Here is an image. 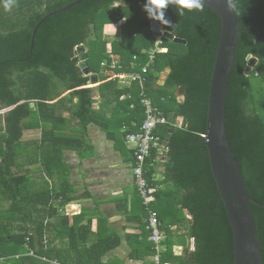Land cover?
Instances as JSON below:
<instances>
[{
  "label": "trees",
  "instance_id": "obj_1",
  "mask_svg": "<svg viewBox=\"0 0 264 264\" xmlns=\"http://www.w3.org/2000/svg\"><path fill=\"white\" fill-rule=\"evenodd\" d=\"M75 1L16 0V6L7 11L5 0H0V264H54L53 260L106 264L103 257L119 241L94 240L89 235L90 222L81 223L75 216L71 223L55 205L60 197L62 203L72 199L64 152L71 149L81 157L89 155L84 151L85 136L92 122L100 123L111 136L117 134L112 128L114 117L119 118L117 126L125 123L138 129L145 119L140 84H122L111 72L141 71L146 65L145 92L168 118L156 134L168 147L164 168L172 181V188L156 187L153 176L161 152L153 148L146 161L153 207L162 219L158 202L169 194L172 225L187 220L183 236L194 239V249L187 244L177 254L172 230V242L171 234L165 240L168 247L162 252V263L234 264L233 230L205 144L220 16L206 4L203 12L185 10L183 16L177 7L169 6L166 18L173 26L161 25L187 40L182 43L152 29L143 11L147 0H85L44 20L31 53L36 26ZM236 12L242 32L227 94L226 123L249 194L259 202L251 206L264 246V0H238ZM114 25L119 26L118 34L105 32ZM80 45L86 48L91 72L101 79L100 110L94 108L91 75L84 74L79 64ZM249 54L258 61L248 75ZM113 59L122 65L120 69L111 67ZM166 69L170 71L161 84ZM180 87L186 92L183 102L176 94ZM105 107L112 108V116L106 115ZM178 116L183 117L181 125L175 123ZM73 120L78 121L76 126L68 127ZM36 128L42 129L41 138L26 140L25 132ZM143 210L144 236L133 242L136 246L132 243L131 257L156 253L144 204ZM261 256L264 264V248Z\"/></svg>",
  "mask_w": 264,
  "mask_h": 264
},
{
  "label": "crops",
  "instance_id": "obj_2",
  "mask_svg": "<svg viewBox=\"0 0 264 264\" xmlns=\"http://www.w3.org/2000/svg\"><path fill=\"white\" fill-rule=\"evenodd\" d=\"M169 71L166 69L165 75H163L164 73L161 75V84H164ZM91 74L94 73L91 72ZM97 75L98 81L96 83L91 81V86L95 88L94 99L96 103L94 108L100 110L103 98L98 89L101 79L99 74ZM121 83L126 84L125 82ZM103 110L108 117L112 116L111 107H105ZM114 118L115 123L112 124V128L116 130V136L109 135L108 131L98 122L88 124L85 136L87 146H85L84 151L89 152V155L86 157H81L75 150H65V159L70 169L68 177L70 187H67V190L72 199L62 203L60 197L56 200L55 205L59 208L60 214L69 216L71 223L74 222L75 216H79L81 223L90 222L92 233L89 235L94 240H108L109 244L119 241V244L103 257L104 263L146 264V261L154 262V255L130 256L133 250L132 243L138 239L141 240L144 236L141 223L146 219L143 210L144 203L134 181V149L126 137L128 132L126 127L130 125L124 123L123 126L119 127L117 126L119 118ZM169 120L171 121L170 118ZM182 122L183 117L180 116L175 120L178 125H181ZM77 123V120H73L68 124V127L76 126ZM36 130H40V135L29 138L27 134ZM41 132V128L30 129L25 132L24 137L26 140L41 138ZM159 151L162 155L163 151ZM159 157L153 176L157 184L156 187L163 190L172 188V181L166 177L164 168L167 155L166 157ZM31 167L35 168L36 165ZM153 193L154 191L152 195ZM168 197L169 194H166V198L163 197L164 199L161 198L158 202L162 212V219H160L162 229L165 233L163 251L168 247L167 242H165L168 234H171L172 242L173 230L175 236L174 250L175 253L180 254L187 244H190L191 249H194V239L189 240L183 236V233L186 232L184 225L187 224L185 222L187 220L172 225V198ZM184 214L191 222L189 212L185 210ZM134 245L136 246V244ZM30 253L33 254V251ZM140 254H144V252L142 251Z\"/></svg>",
  "mask_w": 264,
  "mask_h": 264
},
{
  "label": "water",
  "instance_id": "obj_3",
  "mask_svg": "<svg viewBox=\"0 0 264 264\" xmlns=\"http://www.w3.org/2000/svg\"><path fill=\"white\" fill-rule=\"evenodd\" d=\"M83 1L85 0H76L43 18L33 32L31 53L40 24L49 17L70 9ZM205 4L210 6L220 16L222 21L221 37L217 49L213 77L210 83L208 127L205 135V144L208 148L213 174L225 203L233 230L234 264H263L261 250L264 246L259 240L258 226L251 206L252 202L257 204L259 202L249 194L241 167L231 148L226 123L227 94L242 32L240 18L237 12L228 9L227 0H205ZM151 25L155 32H162L168 39L187 43V40L177 37L172 32L166 30L160 22L151 19ZM77 51L80 57L79 64L84 74L91 75L92 83H96L98 75L91 74V69L87 64L88 55L85 46H78ZM247 60L248 66L245 72L249 75L256 65L258 58L249 54ZM185 93L183 87H180L176 91L179 101H184ZM173 130L174 128L167 135V139L171 138Z\"/></svg>",
  "mask_w": 264,
  "mask_h": 264
},
{
  "label": "built area",
  "instance_id": "obj_4",
  "mask_svg": "<svg viewBox=\"0 0 264 264\" xmlns=\"http://www.w3.org/2000/svg\"><path fill=\"white\" fill-rule=\"evenodd\" d=\"M162 40L159 38L157 48L159 47ZM155 49L151 50L150 58H154ZM103 66L106 65V62L102 63ZM121 64L113 59L111 63L112 68H121ZM148 65L142 68L141 71H122L114 70L111 72V75L114 78H118L121 82L126 84H132L138 82L141 87V102L145 108V119L142 124L138 126L137 130H132L129 127L127 128V141L133 145L134 149V181L138 189V192L143 200V203L147 209L148 216V229L150 230L149 239L154 244V249L156 253L154 254V263L163 264L161 260V255L163 252V241L165 239V233L162 229V223L160 220L159 212L154 209L152 204V188L150 181L146 176V161L147 158L152 154L153 148H159L163 151L162 157H166L165 153L168 150V147H165L161 143V138L156 134V129L160 124L168 123V118L157 106L154 105V102L151 97L145 92V85L147 82V73ZM160 156V157H161ZM159 157V158H160ZM161 157V158H162ZM54 264H62L58 260L52 261Z\"/></svg>",
  "mask_w": 264,
  "mask_h": 264
},
{
  "label": "clouds",
  "instance_id": "obj_5",
  "mask_svg": "<svg viewBox=\"0 0 264 264\" xmlns=\"http://www.w3.org/2000/svg\"><path fill=\"white\" fill-rule=\"evenodd\" d=\"M16 6V0H5V9L11 11ZM169 6H175L180 16L185 10L188 12L204 11L205 0H147L144 8L150 19L156 20L163 25L172 27V23L166 18V11ZM228 9L236 12L238 0H227Z\"/></svg>",
  "mask_w": 264,
  "mask_h": 264
},
{
  "label": "rangeland",
  "instance_id": "obj_6",
  "mask_svg": "<svg viewBox=\"0 0 264 264\" xmlns=\"http://www.w3.org/2000/svg\"><path fill=\"white\" fill-rule=\"evenodd\" d=\"M143 11L144 12H146L145 11V9L143 8ZM147 15V14H146ZM147 17H148V15H147ZM149 18V17H148ZM150 19V18H149ZM105 32L106 33H112V34H118L119 33V26L118 25H114V26H110V27H106L105 28ZM163 75H165V73L163 74ZM28 135V137L30 138V137H37V136H39L40 135V130H36V131H34L33 133H28L27 134Z\"/></svg>",
  "mask_w": 264,
  "mask_h": 264
}]
</instances>
